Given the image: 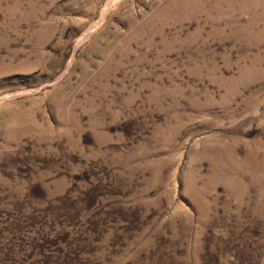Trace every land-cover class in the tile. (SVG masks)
I'll return each mask as SVG.
<instances>
[{
  "label": "rangeland",
  "instance_id": "1",
  "mask_svg": "<svg viewBox=\"0 0 264 264\" xmlns=\"http://www.w3.org/2000/svg\"><path fill=\"white\" fill-rule=\"evenodd\" d=\"M181 4L0 0V264H264V0Z\"/></svg>",
  "mask_w": 264,
  "mask_h": 264
},
{
  "label": "bare ground",
  "instance_id": "2",
  "mask_svg": "<svg viewBox=\"0 0 264 264\" xmlns=\"http://www.w3.org/2000/svg\"><path fill=\"white\" fill-rule=\"evenodd\" d=\"M178 1H181V3H182L181 6L185 5V7H187L190 5L189 2L192 3V1L194 2L195 0H178ZM197 1H201V0H197ZM195 6H196V8L202 7L200 2L194 4V7Z\"/></svg>",
  "mask_w": 264,
  "mask_h": 264
}]
</instances>
